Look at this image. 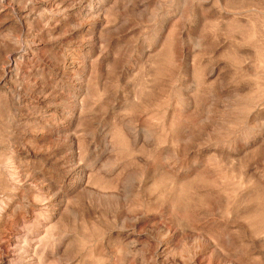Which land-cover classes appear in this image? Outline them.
Masks as SVG:
<instances>
[{
  "label": "rangeland",
  "instance_id": "obj_1",
  "mask_svg": "<svg viewBox=\"0 0 264 264\" xmlns=\"http://www.w3.org/2000/svg\"><path fill=\"white\" fill-rule=\"evenodd\" d=\"M0 264H264V0H0Z\"/></svg>",
  "mask_w": 264,
  "mask_h": 264
}]
</instances>
